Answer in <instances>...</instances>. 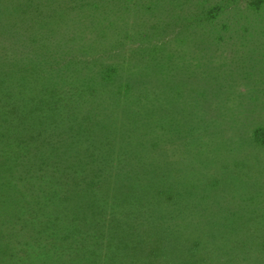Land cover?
<instances>
[{"label":"trees","instance_id":"obj_1","mask_svg":"<svg viewBox=\"0 0 264 264\" xmlns=\"http://www.w3.org/2000/svg\"><path fill=\"white\" fill-rule=\"evenodd\" d=\"M225 11L235 19H217ZM256 30L264 34V0H0V177L21 169L43 181L27 221L45 231L54 218L76 243L94 211L106 209L122 232L110 252L118 261L143 246L142 264H203L198 251L211 241L217 251L231 246L242 264H264V211L243 200L259 198L260 160H243L238 173L223 163L181 177L175 158L187 149L163 145L165 137L198 139L216 118L242 126L224 78L209 76L199 55ZM187 32L199 35L197 52L184 44ZM135 37L126 57L112 55ZM214 126L196 141L199 169L231 151ZM246 141L264 147V127ZM231 194L237 207L226 203ZM78 244L76 253L86 250ZM169 254L176 261L161 260Z\"/></svg>","mask_w":264,"mask_h":264},{"label":"rangeland","instance_id":"obj_2","mask_svg":"<svg viewBox=\"0 0 264 264\" xmlns=\"http://www.w3.org/2000/svg\"><path fill=\"white\" fill-rule=\"evenodd\" d=\"M234 15L230 11H225L222 15H219L217 19L223 21H231ZM238 19V17H237ZM264 34L256 31H236L232 34V39L226 42V38L221 43L210 44L205 46L206 54L203 56L201 53L199 57L202 62H206V67L209 70V76H215L220 80L224 78V95L228 97L229 107H234L236 113L243 114L242 126L236 124L231 127L229 120H221L216 118L212 120L215 122L213 125L219 123L221 133L218 134L217 139L221 136L222 140H225V144H229L228 149L231 151L224 153L217 152V156H214L211 161L206 164L205 169L200 167V163L194 158L196 156L198 148L195 150V144L199 141L205 140V136H210L213 129V125L208 127L207 132L200 130L199 138L193 137L189 134L190 138L187 139H172L165 137L163 145L165 147L171 146L179 150L180 148H186L187 150L181 151V157L175 158L177 161L179 171H182L181 177H188L190 170L197 167L195 175L199 177L201 173L208 172L207 170H221V165L231 167L233 172L238 173L241 168L243 160H256L259 159V176L258 181L261 184L258 192L259 198L249 197L251 194H246L243 200L247 203L250 202L248 210H256L262 205L264 211V147L257 144V148L250 150L248 148L249 142L248 135L253 132L255 126L264 127V75L262 74L264 64V43L262 37ZM184 44L190 46V51L197 52L198 34L194 35L193 32L183 33ZM206 36V35H202ZM201 37V36H200ZM136 39V40H135ZM141 41L140 38L135 37L133 40H123L122 46L117 45L113 50L112 55H127L128 45L138 44ZM200 41V39L198 40ZM226 42V43H225ZM231 43H234L231 45ZM236 43V46H235ZM119 47V48H118ZM122 47V48H121ZM181 50V49H180ZM190 52V56H197V53ZM188 53V50L185 54ZM122 59V58H120ZM232 60V62H229ZM126 65L124 66V68ZM124 71H122L123 74ZM207 73V71H202ZM251 76H250V75ZM255 75V76H254ZM254 76V77H252ZM44 79V77H43ZM215 81V79H214ZM228 85L229 87H227ZM213 87V86H212ZM20 87L12 86L11 89L17 90ZM223 95V96H224ZM103 99V98H102ZM238 104V105H237ZM233 109V110H234ZM227 112L232 113L233 112ZM102 113V112H101ZM103 113H113L112 111ZM244 119V120H243ZM221 121V125H220ZM118 127V125H116ZM214 137V138H216ZM211 138L205 143V147L213 148L216 142H213ZM207 139V138H206ZM168 141V142H167ZM231 145V147H230ZM248 145V146H247ZM252 145V144H251ZM223 147V144H220ZM204 149V145L202 146ZM190 169V170H189ZM229 179L233 178L232 174H229ZM41 179V176H40ZM43 181L36 180L26 175L21 169L18 173V178L12 177V174L6 173L5 177H0V264H142L139 257H143L147 253V248L140 246L136 250L133 248L132 257L111 258L113 254L110 252L115 251V244L119 237L122 236L120 228L112 220V216L108 210L94 211V216L91 217V224H89V230L83 237H77V242H71L68 237L69 232L52 218L53 224H48V228L45 231L42 230V226L36 227L34 223L27 221L29 216L28 206L33 201L41 197L42 191L38 186L42 185ZM259 184V185H260ZM229 194V193H228ZM104 193L98 195L99 206L102 203L101 198ZM233 195H228L226 203H233L234 207H237L239 201L231 199ZM104 199H108L110 202V194L105 195ZM19 206V207H18ZM101 213L100 215L97 213ZM80 212H82L80 210ZM42 222H46L45 218L41 217ZM66 221V219H65ZM124 221V218H123ZM264 226V224H262ZM124 229V228H122ZM84 243L87 245L86 250L76 253L78 243ZM220 243V242H219ZM219 243H217L219 245ZM76 244L74 252L69 254L67 252L68 246ZM216 244L208 241L203 248H201L197 254L203 259V264H239L243 263L241 254L238 253L234 256L231 255L229 245L225 246L227 249L214 250ZM221 248L225 243H220ZM3 251V252H2ZM86 253L87 257L82 260H77V256ZM196 251L190 252L188 255L192 256ZM196 255V254H195ZM232 257V258H231ZM249 257V256H248ZM252 257V256H250ZM177 254L167 255L164 259L169 263L176 261ZM207 258V259H206ZM156 260H149V264ZM159 261V260H158Z\"/></svg>","mask_w":264,"mask_h":264}]
</instances>
